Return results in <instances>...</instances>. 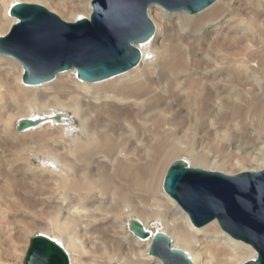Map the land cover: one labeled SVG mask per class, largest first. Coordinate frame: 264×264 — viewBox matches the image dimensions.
Returning <instances> with one entry per match:
<instances>
[{
    "label": "bare ground",
    "instance_id": "1",
    "mask_svg": "<svg viewBox=\"0 0 264 264\" xmlns=\"http://www.w3.org/2000/svg\"><path fill=\"white\" fill-rule=\"evenodd\" d=\"M18 2L67 22L91 14V0H0V36ZM147 13L154 33L135 44L138 64L99 81L70 68L26 83L21 63L0 54V264L25 258L36 234L68 264H163L148 252L155 231L192 264L256 256L216 220L194 225L162 183L176 159L226 175L264 167V0ZM20 119L34 123L19 131Z\"/></svg>",
    "mask_w": 264,
    "mask_h": 264
},
{
    "label": "water",
    "instance_id": "2",
    "mask_svg": "<svg viewBox=\"0 0 264 264\" xmlns=\"http://www.w3.org/2000/svg\"><path fill=\"white\" fill-rule=\"evenodd\" d=\"M216 0H91L89 18L67 22L37 3L9 6L16 18L10 31L0 36V54L14 57L23 66V82L41 83L56 73L75 68L80 80L95 82L138 64L136 43L149 40L154 25L150 5L166 11L197 13ZM32 119H20L17 130L30 127ZM163 190L202 226L216 220L231 237L249 244L256 256L241 264H264V167L226 175L190 167L183 159L172 161L164 175ZM130 230L143 238L151 235L137 219ZM148 252L163 264H192L170 238L155 231ZM66 251L43 234L30 240L23 264H68Z\"/></svg>",
    "mask_w": 264,
    "mask_h": 264
},
{
    "label": "rangeland",
    "instance_id": "3",
    "mask_svg": "<svg viewBox=\"0 0 264 264\" xmlns=\"http://www.w3.org/2000/svg\"><path fill=\"white\" fill-rule=\"evenodd\" d=\"M263 79H264V75H263ZM264 89V88H263ZM250 115H252V113L250 114ZM254 125H255V127L257 126V123L255 122L254 123ZM14 260H16V262H17V264H23V261H24V257L23 256H21V257H17V259L15 258ZM19 261V262H18Z\"/></svg>",
    "mask_w": 264,
    "mask_h": 264
}]
</instances>
